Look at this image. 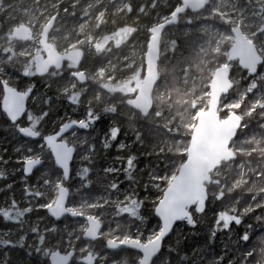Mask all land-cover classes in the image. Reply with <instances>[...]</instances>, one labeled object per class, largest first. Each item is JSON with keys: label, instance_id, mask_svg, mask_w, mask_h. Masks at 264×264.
<instances>
[{"label": "rangeland", "instance_id": "374dc122", "mask_svg": "<svg viewBox=\"0 0 264 264\" xmlns=\"http://www.w3.org/2000/svg\"><path fill=\"white\" fill-rule=\"evenodd\" d=\"M156 0H0V16L3 18L0 20V44H4L6 47L10 43L13 46V51L20 55V59H27L29 62L25 66L19 64H13L12 62H6V54L3 48H0V81L4 82L14 89L20 86L19 91H28L30 78L33 77V68L31 60L40 53L38 45L39 35L41 32V23L47 16H57L56 28L53 29L58 37H67L68 40L81 41L87 31H91L92 26L98 24L96 28L95 48L100 51H104L112 44L121 45L127 41L128 35V17L121 20L115 16L114 13L118 8H124L125 5L132 8V12L129 15L132 20L139 22L141 19L147 18L148 26H157L167 21L170 15H163L154 8L153 4ZM256 4L255 9L248 7L246 10L248 13H264L261 5L256 0H252ZM67 5L66 9H63L62 5ZM248 4V0H211L208 5L207 12L216 11L218 14H222L223 11L235 12L237 8L245 9ZM151 6V11L148 14L140 11L141 6ZM71 9V10H68ZM87 11V15L85 14ZM207 12L201 17L202 20H207L211 23V19L208 17ZM66 13L72 16L66 22ZM123 15V13H121ZM192 13H184L179 17L178 22L172 27L183 28L187 24V17ZM116 24H113V21ZM88 22V28L85 32L80 31L81 25ZM132 21V24L134 23ZM20 25L28 26L33 31V40L26 43H19L11 38L10 34L14 28ZM63 27H60V26ZM119 30H117V27ZM222 26V25H221ZM49 42L57 46L60 51H68L71 49L86 48L87 44H75L71 49H68V45L65 43L61 46V41L58 39L53 42L51 35ZM146 49L147 42L139 41ZM182 43V42H181ZM68 49V50H66ZM29 53L31 55H29ZM146 52L144 53L145 56ZM7 55H11L8 53ZM91 56V55H89ZM85 60V58H84ZM83 60V61H84ZM107 60H97L92 63L90 58L79 66L82 69H87L89 72H96L98 68H102L107 64ZM231 75L237 76L240 72V68L237 65L230 66ZM142 74V75H141ZM145 74V66L140 70V73L136 77L142 79ZM104 75L103 72L100 73ZM70 75L67 76L62 82L52 81L51 79L44 80L40 83V90H38L29 101V108L31 114H27L24 119L15 126V130L22 126L31 127L34 130L39 131L36 127L39 120V113L42 108V102L44 99L43 93H48L53 96L55 102L52 107V112L55 116L50 121V126L54 127L56 124L58 128L65 123L76 121L80 123L78 130L84 131L88 136L84 134H78V130L65 136L63 140L75 150V157L71 165V178L68 183H71V187L67 188L70 196L75 195L76 200L72 204H68L67 208L79 214L81 216H87L99 221L103 230L100 235L98 243L102 240V236L106 237L105 241L111 240L116 243L137 242L140 244H146L154 239L158 232L159 226L155 228V225L144 223H137L143 214L144 209L148 210L149 206H145L147 201L154 204L159 201L160 196L156 193L163 189L160 186L161 182L165 185L169 184L172 178L175 176L179 164L178 161H171L168 165L164 164L162 173L159 175L153 174L149 171V161H151L150 155H148V149L146 147H140L134 145L131 142V138L125 136L123 131H118V126L110 118L104 116L97 117L96 113L99 109H95L89 121H85L82 110H80L76 116V119H72V110H78L77 106L89 108L87 104H75L68 103L58 92V89L68 83ZM73 79V78H71ZM247 81V80H242ZM249 83V81H248ZM84 93V96L95 95L97 86L91 84ZM245 85L244 83H242ZM133 80H129L126 83L121 84V91L129 96L135 95V90L132 87ZM22 87V88H21ZM84 87V85H81ZM18 90V89H17ZM255 98L260 96V87L255 91H252ZM209 96V94H208ZM1 99V94H0ZM224 103L228 104L227 109H223L219 106L218 113L221 120H225L230 113H235L234 110L239 106L240 97L237 93H230L226 97H223ZM208 102V100H207ZM255 104H257L255 102ZM207 108L202 107L199 111L195 112V115L191 117L187 126L193 129L198 114L205 111ZM253 110V109H252ZM248 115L251 113V111ZM85 112V111H84ZM222 113V114H221ZM34 120V121H33ZM33 121V122H32ZM28 122V123H27ZM242 122V118H241ZM49 130V129H48ZM99 130V133L96 131ZM52 129L50 133L52 134ZM192 131V130H191ZM40 132V131H39ZM191 134V133H190ZM8 136L0 135V209L6 211L7 205L11 204L16 207V211L27 213V222L18 226L17 223L10 224L9 226L2 227L0 222V264H42L41 256L45 255L44 250H59L61 253L72 250L71 242L77 240V235L82 233L81 237L84 238L86 230V223L70 222L63 223L59 231H57L58 238L63 236L64 244H60L57 248V241L52 239L49 235L54 227L55 222L51 221L48 214V209L53 205L56 200L58 189L63 186L62 183L57 182L49 184L47 181L40 182L42 174L45 172L41 169L40 173H33L30 178L25 177L22 172V168L25 162L30 160L41 159L39 153V146L36 149H31L25 141L18 144L15 143V136L10 134ZM190 137V136H189ZM189 142V140H188ZM188 146V145H187ZM187 148V147H186ZM186 149L181 150V154L185 153ZM135 153L136 160H130L129 157ZM95 157V161H88L89 158ZM155 160V159H154ZM88 163L93 168L100 169V187L101 190L95 193L90 191H81L88 187V183L93 180L88 168ZM153 164V161H151ZM21 172V173H20ZM30 179L29 184L26 186L23 182L24 179ZM95 182V181H93ZM98 184V185H99ZM138 187L142 190L150 189L148 193L135 197V190L132 187ZM155 196H154V194ZM54 195V198L50 196ZM82 198L80 201L78 199ZM155 207V206H154ZM45 212V213H44ZM195 212L194 210L191 213ZM106 218L109 220L106 222V226L103 225ZM116 218L115 224L111 219ZM118 223V224H117ZM35 232H34V231ZM64 231V232H63ZM75 233V236H73ZM40 239V242L39 240ZM42 240V241H41ZM84 241V239H83ZM20 243V244H19ZM85 246L78 250V255L75 261L84 257L87 253L97 255L98 259L95 264H125L126 256L122 252L115 258L111 256V252H108L106 246L99 245L98 248H88V244L84 241ZM25 246L26 249L37 252L36 258L31 261L26 252L20 250ZM39 247L40 251H37ZM47 254V253H46ZM9 257H16V260L9 259ZM47 257V256H46ZM139 255L136 262H128V264H138ZM45 264H48L45 263Z\"/></svg>", "mask_w": 264, "mask_h": 264}, {"label": "clouds", "instance_id": "9594fccd", "mask_svg": "<svg viewBox=\"0 0 264 264\" xmlns=\"http://www.w3.org/2000/svg\"><path fill=\"white\" fill-rule=\"evenodd\" d=\"M256 2L264 9V0ZM184 3L185 0H181L178 7H184ZM248 7L255 9L256 4L248 0L245 9L237 8L234 13L225 10L218 14L216 11L207 12L208 2L203 0L200 11L188 16V22L183 28L161 31L159 40L155 42L158 49L157 72L151 93L152 103L147 111L130 103L134 97L124 94L121 84L133 80L140 73L146 47L139 43L138 33L142 35L146 32L148 42L152 43V26L137 25L132 28L127 41L121 45L112 44L100 51L95 48L94 42L98 24L86 32L83 40L74 41V38L68 40L67 37H58L52 32L56 25L53 19L46 16L41 27L49 29L53 42L59 39L61 46L66 43L68 49L75 44L86 43L87 47L81 49L84 53L82 62L88 55L93 58L106 57L108 61L96 72L69 64V68L75 69L71 73L75 79L70 78L58 92L68 103L87 104L93 111L99 109L97 117L110 118L117 124L118 131H123L125 136L131 138L132 144L146 147L148 155L158 157L160 163H166L170 157L180 156L185 147L182 138L188 134L187 124L196 111L207 106L210 91L208 85L217 72L225 68L229 70L227 90L222 93L219 102L222 110L228 108L223 97L232 91L237 92L242 102L247 92L255 91L258 87L264 88V13H248ZM140 11L148 14L151 6L146 11V6L142 5ZM131 12L132 8L125 5L124 8L116 9L114 15L123 20ZM206 12L211 23L201 19ZM85 14L87 15V11ZM113 24H116L115 20ZM119 27L121 26L117 30ZM87 28L88 22L85 21L80 31L85 32ZM238 35L245 37L255 52V64H240L232 56ZM0 48L4 49L6 62L21 66L29 62L27 59H20L23 54L15 53L10 43L7 47L0 44ZM8 53L11 55H7ZM233 65L240 68L237 74L239 78L231 75L230 66ZM101 72L104 73L103 76L100 75ZM80 73L85 74L83 79ZM50 75L54 77L57 73L51 72ZM242 80H248L249 83L243 85ZM89 81L97 86L95 95L84 96L90 86ZM242 115L248 116L247 108ZM250 124L251 120L237 125L229 140L228 155L208 165L201 180L203 190L209 197L231 200L235 196L233 211L237 210L246 196L251 197L239 211L236 223L239 226L248 216H252L254 223L247 225L250 230L245 231L235 243L242 241L247 246L240 264H264V124L256 128H251ZM129 159L136 160L137 156L133 153ZM196 211L203 214L206 208H201L197 203ZM189 223L195 227L197 222L191 219ZM228 227L224 225V228ZM217 230L214 225L213 235ZM37 251H40L39 247ZM225 260L226 264H235L236 257L228 258V253L224 252L218 258L213 256L202 259L196 255L195 249L184 250L180 241L175 245H165L162 241L153 256V264H224Z\"/></svg>", "mask_w": 264, "mask_h": 264}, {"label": "water", "instance_id": "95a60500", "mask_svg": "<svg viewBox=\"0 0 264 264\" xmlns=\"http://www.w3.org/2000/svg\"><path fill=\"white\" fill-rule=\"evenodd\" d=\"M207 2L209 5L210 0ZM202 3L203 0H185L184 7H177L167 21L152 27V43L148 42L144 56L145 74L142 79L138 77L133 79L132 87L135 90V95L130 103L145 111L151 106V93L157 72L158 49L155 42L159 40L162 30L165 31L177 23L180 14L186 11L192 14L199 12ZM50 19H53L55 23L56 17L53 16ZM49 35V29L42 28L38 41L41 53L32 59L34 74L38 78L44 77L50 70L59 71L63 64L78 66L82 61L83 51L81 49H71L65 53L58 52L49 42ZM11 36L19 42H28L33 38L31 30L23 25L13 29ZM232 56L237 58L240 64L253 65L257 61L255 52L242 35H238L236 38ZM80 76L83 79L85 74L80 73ZM72 78L75 79V77ZM228 81L229 70L225 68L217 72L208 85L210 91L207 108L196 118L186 148L185 160L154 207L153 216L159 223L157 236L146 244L116 243L108 240L105 243L108 252L118 253L128 250L139 255L138 264H152L154 253L160 247L161 242L164 243L178 225L190 219L192 210L200 214L196 211V204L198 203L201 208H206L208 193L202 187V174L208 165L228 155L229 140L236 131L237 125L241 124V117L236 113H230L225 120H221L218 113L219 102L222 93L227 90ZM1 87L0 112L11 126H15L27 112L30 95L28 92L18 91L3 82ZM78 128L79 123L72 121L60 126L56 133L42 137V143L50 153L55 166L60 170L64 183H68L70 179L75 150L63 138ZM17 133L19 138L24 141L37 142L41 138L40 134L30 127H20ZM42 165L43 162L40 159L25 162L23 174L26 177H31ZM69 196L65 186L58 189L56 200L48 209L49 218L53 222H60L66 217L73 221L78 219L85 222L86 230L83 239L86 243H95L99 240L103 230L100 222L94 218L69 211L67 208ZM75 254V250H70L67 253L55 250L49 253L47 261L48 264H71L75 259ZM97 259V255L87 253L78 259V263L95 264Z\"/></svg>", "mask_w": 264, "mask_h": 264}, {"label": "trees", "instance_id": "16d2710c", "mask_svg": "<svg viewBox=\"0 0 264 264\" xmlns=\"http://www.w3.org/2000/svg\"><path fill=\"white\" fill-rule=\"evenodd\" d=\"M178 5H179V0H156L154 3V8L157 9L158 12L163 14V15H169V14L174 12V10L178 7ZM63 6H64V4L62 5V7ZM68 10H71V9H68ZM180 16H182V15H180ZM65 17H66L65 18L66 22H68V20L70 18H72V16L69 15V13H66ZM2 18L3 17L0 16V20ZM128 18L130 19L127 23V25L129 26L128 31L130 33L128 35V38L131 35L133 27H136L137 25L143 26V27L148 26L147 18L141 19L139 22L135 21L133 24H132V21H133L132 18L130 16H128ZM221 27H223V25ZM170 29H172V28H168L165 31H169ZM138 35H140V41H143V43L147 42L148 37H147L146 32L142 35L140 33H138ZM57 49H58V47H57ZM87 57L90 58L92 63H95V61H97V60H99V61L102 60V62L107 60L106 57H99L98 56L96 58H93L92 56H89V55L84 57L85 60ZM68 73H69L68 70L62 71L60 73H57V75L54 77L51 76L50 74H48L47 76H45L42 79L36 78L34 76L31 77L29 79L31 83L29 84V87H28V91L30 93V99L38 90L41 89L40 83L42 81L47 80V79H51L52 81L62 82L64 79L67 78ZM242 83L247 85L248 80L246 82L243 81ZM17 89L19 90L20 86H17ZM232 93L234 94L237 92L232 91ZM0 94H1V89H0ZM43 95H44V99L42 102L41 111L38 115L39 120H38L36 127L39 128L41 135H46V134L50 133V129L53 130L52 133L57 131L58 125L56 124L54 127H51L49 125L50 121H52L53 117L55 116L52 113L54 111L52 105L55 102V99H53V96L48 94V93H46V94L43 93ZM255 102L257 104H255ZM71 104L74 105V103H71ZM76 108L78 110H72L71 111L72 115H73L72 119H76L78 117V116H76V114L80 110H82L85 121H89V119L91 118V116L94 112L93 110H90L91 106L89 108H86V109H85V107H82V106H77ZM246 108L248 110V113L250 112V110H252V109L253 110L251 111V113L247 117H243L242 114L244 113ZM28 112L31 114L29 107H28ZM234 112L242 118L243 123H248V121L251 120V124L249 125L251 128H256L260 124H264V115H262V113H264V88L260 87V96L257 98V100H256L255 95L252 91L247 92L246 96L243 98L242 102L240 101L239 106L234 110ZM24 122H26L25 119H24ZM194 123H195V121H194ZM191 130L192 129L187 126V133L188 134L183 136V138H182V142L185 144V147L183 149H186V147L188 145V140H189ZM96 133H99V130H97ZM10 134L15 136V141H14L15 143H18V144L23 143V140H21L18 137L15 128L10 126L8 121H6V119L2 115H0V135L1 136L6 135V136H8L7 138H9ZM78 134L79 135L84 134V135L88 136L82 130H78ZM25 142L29 146H31L32 150L36 149V147L40 145L39 153L41 154L40 156L43 160V166L41 169L43 171H45L42 174V177L40 178V182L47 181L49 184L50 183L54 184V183L60 182L63 185V179L61 177V173H60L59 169L54 165V162H53L49 152L45 149L41 140H39L38 142H33V141H25ZM184 160H185V153L180 154L179 157H170L166 163H160L158 157L152 156L151 161H153V164L149 163L148 168H149V171H151L153 174L159 175L162 173V169H163L164 164L168 165V163L171 161H174V162L178 161L177 164L181 165L184 162ZM88 161L94 162L95 157L91 156ZM87 166L90 170L91 175H93L94 178H93V180H91L88 183V187L84 188V190L81 191V194H83L84 191H90L91 193L92 192L95 193L96 191L99 192L101 190V188L103 187V186L100 187V184H99V182H100L99 181L100 180V169L99 168H93V166H91L89 163ZM41 169L36 171V173L42 172ZM21 170H23V168ZM29 181H31V180L27 179V178L23 180V182L25 183L26 186L29 184ZM93 181H95V182H93ZM160 186L163 187V189L158 191L156 193V195L158 194V196L161 197L162 192L166 188L167 184L165 185L164 182H161ZM66 187L70 188L71 183H68V185ZM132 187L135 190L134 192H135L136 198H138L140 195L142 196V194H144V192L146 194L150 191V189H149V191H148V189L142 190L138 187H134L133 185H132ZM151 193L152 192L150 191V194ZM50 196L52 198H54L53 194L52 195L50 194ZM154 196H155V194H154ZM81 199L82 198H80L78 200L80 201ZM250 199H251L250 196H246L245 199L243 201H241V203L237 206V210L233 211V202L235 200V196L231 200H229L227 198H225L224 200H219V199H216L214 197H209V194H208V199H207V203H206V211L203 214H197L196 212L191 213L190 219L187 221H184L180 225H178L173 230L171 236L164 242V244L165 245H168V244L175 245V243L177 241H180L182 243V247L184 250L191 251V250L195 249L196 255L198 257H201L202 259L211 258L213 256L218 258L221 254H223L224 252H227L228 258L236 257L235 264H240V260L243 259L242 253L247 248V246L244 245L242 241L240 243H235V241L239 240V237L242 236L245 231H249L250 229L247 228V225L250 223H254V222H253L252 216H248L244 219V222L238 226L236 223V217L239 215V211L242 210L243 207H245V205L247 204V201ZM74 200H76V196L75 195L70 196L68 204H72V202ZM156 204H157V202L154 204L153 202L146 200L144 205L145 206L148 205L149 208H148V210L146 208L144 209L145 212H143V214H141L140 219L137 220L136 222L137 223L141 222V223H144L145 225L153 224V225H155V228H157L159 226V224L153 216V210H154V206H156ZM253 215H255V214H253ZM27 217H28L27 213H24V214L22 213V215H20L19 211H16V207H14L10 202V204L7 205L6 211H4V217L0 218V222H1L2 227L9 226L10 224H15V223H17L18 226H21L23 223L27 222ZM191 219L196 220L197 223H196L195 227H193L189 223V221ZM108 220H109L108 218H106V221L104 220V223H103L104 226H106V222ZM116 220H118V219H116V218L111 219L113 224H115ZM70 222L77 223V222H81V221L78 219L76 221H72L70 218H65L61 222L55 223V227H54L53 231L49 234L52 239L57 241V248L60 244H64L63 237L65 235V233H63V236L61 238H58L59 233L57 231H59V228L63 223H70ZM214 225L216 226V228L218 230L215 231V234L213 235V226ZM224 225H228L229 227L224 228ZM81 235H82V233H79L77 235V240L75 242H71L72 248H73V250H75L76 255L79 254L78 250H81V248L83 246H85V243H84ZM73 236H75V233H73ZM105 238L106 237L102 236V240H100L98 243H96V246H94L93 243H87L88 248H90V249L91 248H98L99 245L104 247L105 242H106ZM38 240L40 242V239H38ZM61 246H63V245H61ZM61 246H59V247H61ZM20 250L26 252V254L29 256L31 261H33L38 254L35 251H32L30 249H26L25 246L21 247ZM104 250H106V249H104ZM52 251L53 250H51V249L43 251V252L47 253V254L45 253V255L47 257L44 255H42L40 257L42 260V264L47 263L48 255ZM121 252L123 255H125L127 257L125 264H128V262H136L138 259L137 253H134V252H131L128 250H123V251H120L118 253H112L111 256L116 258ZM9 259L16 260V257H14V258L9 257L8 260ZM72 264H78V263L76 261H73ZM224 264H226V260H225Z\"/></svg>", "mask_w": 264, "mask_h": 264}, {"label": "flooded vegetation", "instance_id": "af4514ba", "mask_svg": "<svg viewBox=\"0 0 264 264\" xmlns=\"http://www.w3.org/2000/svg\"><path fill=\"white\" fill-rule=\"evenodd\" d=\"M211 1V0H210ZM210 4V3H209ZM179 5H180V0H179ZM66 7H67V5H65V6H63V9H66ZM184 13H188V11H186V12H184ZM184 13H182V14H184ZM182 14H180V15H182ZM180 15H179V17H180ZM53 17V16H52ZM54 17H56V21H57V16H54ZM179 17H178V20H179ZM56 21H55V24H56ZM20 26H22V25H20ZM23 26H25V25H23ZM26 27H28V26H26ZM29 28V27H28ZM15 29V28H14ZM30 30H31V32H32V37H33V31H32V29L31 28H29ZM41 30H42V28H41ZM13 31V30H12ZM52 31H53V29H52ZM12 33V32H11ZM40 34H41V32H40ZM10 36H11V34H10ZM39 37H40V35H39ZM11 38L12 39H14L12 36H11ZM49 38H50V35H49ZM15 40V39H14ZM32 40H33V38H32ZM31 40V41H32ZM15 41H17V40H15ZM39 41V40H38ZM17 42H19V41H17ZM19 43H26V42H19ZM52 44V43H51ZM39 45V44H38ZM53 45V44H52ZM40 48V47H39ZM54 48L58 51V52H61V53H65V52H67V51H60L59 49H57V46H55L54 45ZM69 51V50H68ZM40 53H41V49H40ZM40 53H38V54H40ZM37 55V54H36ZM83 55H84V53H83ZM33 59V58H32ZM31 63H32V60H31ZM82 64V61H81V63L78 65V66H80ZM69 66V64H63V66H62V68L59 70V71H56V70H50L45 76H47L48 74H50L51 72H56V73H60V72H62V71H69V73H68V75H70V77H71V73H72V71H74L75 69L74 68H69L68 67ZM32 68H33V64H32ZM33 73H34V70H33ZM34 77H36L35 76V74L33 75ZM44 76V77H45ZM44 77H42V78H44ZM36 78H38V77H36ZM42 78H39V79H42ZM72 78V77H71ZM74 79V78H73ZM4 83V82H3ZM1 84H2V82L0 81V89H1V99H2V87H1ZM10 86V85H9ZM17 90V89H16ZM19 91V90H18ZM22 92V91H21ZM24 92H27V91H24ZM29 93V92H28ZM29 95H30V93H29ZM1 99H0V102H1ZM29 101H30V97H29ZM29 101H28V107H29ZM28 114V108H27V112H26V114L24 115V117L22 118V120L25 118V116ZM0 115H2V113L0 112ZM3 117H4V115H2ZM5 118V117H4ZM6 119V118H5ZM21 120V121H22ZM7 121V120H6ZM21 121H19V123L21 122ZM19 123L17 124V125H19ZM10 125V124H9ZM17 125H15V126H17ZM11 126V125H10ZM15 126H12V127H15ZM80 123H79V128H80ZM22 127H28V126H22ZM20 128V127H19ZM31 128V127H30ZM78 128V129H79ZM32 129V128H31ZM59 129V128H58ZM57 129V130H58ZM77 129V130H78ZM34 130V129H33ZM17 131H18V129H17ZM35 131H37V130H35ZM76 131V130H75ZM39 134H40V132L39 131H37ZM57 131H55L54 133H56ZM54 133H52V134H54ZM52 134H49V135H52ZM17 135H18V133H17ZM40 136H41V138H40V140H41V142H42V137H44V136H47V134L46 135H41L40 134ZM19 137V136H18ZM22 140V139H21ZM24 141V140H23ZM25 141H29V140H25ZM38 142V141H37ZM43 144V143H42ZM44 146V145H43ZM46 149V148H45ZM50 154V153H49ZM51 156V155H50ZM74 157H75V155H74ZM41 160V159H40ZM74 160V159H73ZM42 162H43V160H42ZM55 165V164H54ZM72 165V164H71ZM43 166V165H42ZM42 168V167H41ZM41 168H39V169H41ZM38 169V170H39ZM37 170V171H38ZM60 171V170H59ZM22 172H23V170H22ZM35 173V172H34ZM61 173V172H60ZM26 177V176H25ZM62 177V176H61ZM27 178H30V177H27ZM70 178H71V171H70ZM70 180V179H69ZM69 182V181H68ZM67 183H64V181H63V186H65ZM62 187V186H61ZM69 192V191H68ZM70 194V193H69ZM70 197V196H69ZM69 201V200H68ZM54 204V203H53ZM67 206H68V204H67ZM69 210V209H68ZM70 211V210H69ZM4 217V210H1L0 209V218H3ZM66 218H68V217H66ZM65 219V218H64ZM51 220V219H50ZM73 221V220H72ZM74 221H76V220H74ZM81 221V220H80ZM61 222V221H60ZM55 223H58V222H55ZM73 250V249H72ZM55 251V250H54ZM59 251V250H58ZM70 251V250H69ZM68 251H66V252H64V253H67ZM76 254H75V258H76ZM73 261H75V259L73 260ZM72 261V262H73ZM48 262V261H47ZM77 263H78V260L76 261ZM72 264V263H71ZM78 264H80V263H78Z\"/></svg>", "mask_w": 264, "mask_h": 264}]
</instances>
